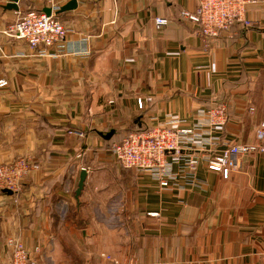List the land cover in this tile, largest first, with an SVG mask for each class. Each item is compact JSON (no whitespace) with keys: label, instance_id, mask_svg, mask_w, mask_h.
I'll return each mask as SVG.
<instances>
[{"label":"crops","instance_id":"obj_1","mask_svg":"<svg viewBox=\"0 0 264 264\" xmlns=\"http://www.w3.org/2000/svg\"><path fill=\"white\" fill-rule=\"evenodd\" d=\"M77 1L57 12L69 30L64 54L58 46L43 56L4 31L27 10L63 1L19 0L14 9L0 0V79L8 82L0 164L27 157L39 165L18 195L0 193L3 239L21 240L41 263L103 264L106 254L124 264H264V150L244 155L228 178L208 167L229 144L264 148V0L248 8L250 25L211 40L182 17L199 0ZM158 17L169 23L158 29ZM139 99H148L143 110ZM220 106L227 123L208 133L217 145L204 136L184 158L169 155L168 188L110 152L131 131L170 119L208 125L203 111ZM190 154L199 158L194 174Z\"/></svg>","mask_w":264,"mask_h":264},{"label":"built area","instance_id":"obj_2","mask_svg":"<svg viewBox=\"0 0 264 264\" xmlns=\"http://www.w3.org/2000/svg\"><path fill=\"white\" fill-rule=\"evenodd\" d=\"M67 2L69 0H62ZM261 0H199L194 10H184L182 17L198 27L200 36L211 40L220 35L229 34L236 23L250 25L247 16L248 8L257 5ZM62 3H53L51 14L41 10L30 9L22 14L14 23L10 24L4 34L13 40H20L38 52L39 55H49L53 48L60 46L59 52L64 54L62 47L68 39L69 30L58 19ZM169 23L167 18H156L158 29ZM80 52V51H79ZM87 54V53H84ZM8 82L0 79V88L7 87ZM148 99H139V109H145ZM207 124L184 126L187 121L170 119L165 124L148 127L144 130H133L121 140L111 144L110 152L119 164L126 169L140 172L149 171L160 182V186L168 188L171 184V168L173 162L169 155L183 157V152L190 149L191 143L203 144L204 136L208 137L207 143L216 146L210 135V128L227 123V111L224 106L204 110ZM78 137H84L80 131H70ZM259 139L264 138V124L258 130ZM205 141V140H204ZM264 150L259 144H229L219 153L209 159L208 167L212 171L222 173L228 178L231 171L241 168L242 158L251 151ZM79 153L78 157H81ZM185 167L190 174H194L199 158L194 154L186 156ZM39 165L27 157L15 158L12 161L0 164V193L18 195L22 189L25 178ZM172 180V181H171ZM11 255L6 264H38L25 244L18 239L10 238L6 241ZM39 252V249H37ZM104 259L113 264H124L110 255H102ZM126 264H168V263H142L133 261Z\"/></svg>","mask_w":264,"mask_h":264},{"label":"water","instance_id":"obj_3","mask_svg":"<svg viewBox=\"0 0 264 264\" xmlns=\"http://www.w3.org/2000/svg\"><path fill=\"white\" fill-rule=\"evenodd\" d=\"M18 2H19V0H10L8 7L18 9ZM77 7H78V1L77 0H70L64 6H62L60 11H62V12L70 11V10L76 9ZM45 12L47 14H51V9L50 8L45 9ZM114 133H115V131L111 130L110 132H108L107 134L104 135L105 139H110L114 135ZM86 179H87V171L85 169H83L81 172V175H80L78 188L76 190V198H79L81 196L82 191L85 187ZM7 193L11 194L10 191H8Z\"/></svg>","mask_w":264,"mask_h":264},{"label":"rangeland","instance_id":"obj_4","mask_svg":"<svg viewBox=\"0 0 264 264\" xmlns=\"http://www.w3.org/2000/svg\"><path fill=\"white\" fill-rule=\"evenodd\" d=\"M2 203L0 202V216H1V213H2V205H1ZM0 220H1V218H0ZM6 241H7V239H3V237H2V234H1V232H0V249H1V252H2V250L3 249H5V250H9V248L6 246ZM10 251V250H9ZM10 255H11V252L10 253H8V255L6 254V258L7 259H5L4 257H2L1 255H0V264H2L3 263V261H7V260H9V258H10ZM8 262V261H7ZM38 264H40L41 263V261H39L38 260ZM110 262L109 261H107L106 260V262H104L103 264H109ZM41 264H53V261L51 262V258H49L48 257V259H46V257H44V261L42 260V263Z\"/></svg>","mask_w":264,"mask_h":264},{"label":"trees","instance_id":"obj_5","mask_svg":"<svg viewBox=\"0 0 264 264\" xmlns=\"http://www.w3.org/2000/svg\"><path fill=\"white\" fill-rule=\"evenodd\" d=\"M221 36V35H220Z\"/></svg>","mask_w":264,"mask_h":264}]
</instances>
